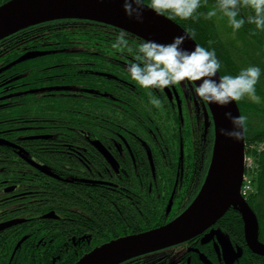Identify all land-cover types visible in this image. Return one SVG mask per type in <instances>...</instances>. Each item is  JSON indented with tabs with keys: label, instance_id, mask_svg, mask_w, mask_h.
I'll return each instance as SVG.
<instances>
[{
	"label": "flooded vegetation",
	"instance_id": "af4514ba",
	"mask_svg": "<svg viewBox=\"0 0 264 264\" xmlns=\"http://www.w3.org/2000/svg\"><path fill=\"white\" fill-rule=\"evenodd\" d=\"M8 1L10 0H0V6ZM82 22L87 24L91 21L79 19L48 21L45 22L48 24L40 23L42 25L32 32H16L0 41L1 119L6 120L12 116V114H8L13 109L12 104L25 101L36 104L40 102L67 104L69 105L68 113L72 114V118H79L82 121L87 118L85 109L88 108L89 104L111 105V109L114 111V115L109 118L93 117L96 118L94 123L92 119L88 120L86 129L74 134V139L77 138L74 143H69L64 139H54L52 133L40 134L37 129L35 134L24 135L23 129H10L4 124V130L1 129L0 134L10 135V137L6 139V137L0 136V140L14 145V147L5 146L11 151L12 156L15 155L28 164V167L30 166L31 177H25L26 171L24 169L17 170L16 176L13 175V177L0 176V179L3 180H0V225L15 219H22L24 222L38 221L42 223L45 221L47 224L33 226L32 231L28 234H23L22 229L15 231L13 227H11L13 229L8 228L0 231V264H29L30 261L35 264L38 262L43 264H74L83 255L102 244L120 237L137 234L114 237L115 235H112L110 231L105 234L103 230L94 231L95 228L85 224V221L92 223L93 220L88 213L86 202L76 192L80 191V193L86 194L87 191L85 190L88 187L90 189L97 188L100 190L99 194L111 192L114 199L118 203L121 201L122 207L133 215L128 222L131 227L135 226V215L138 214L142 218L144 216L142 211L149 207L153 199L160 198V192H164V185L160 181V176L157 175L158 161L144 138L151 136L152 131L143 127L140 131L146 134H141L142 137L134 131V127L130 125L121 126L119 120L120 118L131 119L133 117V112H130L132 108L128 104V97L134 93V80L129 76V72L121 73L124 68L128 69L129 64L119 59L117 49L102 48V35L91 34L99 36V38H94L97 47H93L91 38L82 37L76 31H72L74 28L84 26ZM59 28H64L66 31L58 32ZM40 29L43 30L40 31ZM46 29L52 31H46ZM88 45L91 48L86 47ZM110 51L115 54L113 58L107 57ZM104 52L106 58H103L105 57ZM30 53L41 55L16 62ZM87 56H90L92 62L84 64ZM129 58L133 60V55ZM129 58L126 57L128 61H132ZM7 67L15 72L10 71L12 73L6 74ZM57 67L61 68L57 69ZM169 70L176 81L174 85L177 88L179 83L175 71L177 74L180 72L177 68L173 70L169 67ZM26 71L32 72L31 78L24 76ZM184 83L188 84L186 81ZM151 86L160 95V91L157 90L160 87ZM184 86H179L178 89L184 92L182 95L184 99H179V102L180 105L182 102L185 105L186 125L192 127V123L195 122L196 125L192 127L190 134L199 135L200 138L198 141L192 139L191 143L194 146H190L188 143L184 148L182 147L184 152L182 165L179 156L180 145L178 144V160L175 165L176 172L171 191L177 188L181 177H184L183 166L186 165L187 159L192 163L194 170L192 167L190 171V167H188L187 177L180 181L183 183V188L175 202L176 205L172 201L170 212L172 218L170 220L178 216L197 195L206 175L213 144V127L210 117L207 128H204L205 104L194 95L193 87ZM166 90L165 93L164 91L161 92L169 103V107L165 109L166 113L168 110V115H170V112L176 107L177 99L169 100ZM27 93L31 94L28 96ZM120 101L123 104L126 101L127 105H122ZM192 109L196 114L193 113ZM201 123L202 131H200ZM197 130L199 132H196ZM40 140H46L49 143H33ZM28 141L33 144L28 145ZM76 141L81 144H77ZM92 142L100 143L113 160L112 164L103 157ZM20 150L27 151L31 159L27 155L26 157L22 156ZM166 150L167 147L163 146L162 159L166 158L164 154ZM40 154H47L54 159L62 157L64 160L57 161V163L65 164L67 167H64L63 172L51 171L38 159ZM30 162L35 165L32 166ZM5 167H7L6 163L0 164L1 174L6 173ZM254 169L256 170V165ZM13 172L15 173L16 170ZM181 173L182 176H180ZM21 174L24 178H21ZM28 183H33V185ZM34 183L40 185H34ZM126 183L132 187L133 191L126 190ZM59 184L74 190V192L65 193L67 199H73L72 202L56 201L53 197L55 192L50 197H43V193L47 189H54ZM168 203L169 201H166L165 206ZM116 210L117 213H120L118 206ZM19 212L22 216H15ZM9 214H14V217H10L12 215ZM23 223L19 225H23ZM79 226L80 230H77ZM74 227L76 228L70 230ZM211 230H219L235 251L240 250V257L232 264L249 263L250 257L245 255V247L247 248L245 241L244 244L238 242L236 238L229 236L217 224L189 242L170 248L177 250L176 254L179 255L178 259H172L171 263L203 264L199 257L202 255L211 264H225L216 236L213 235L208 241L203 242L204 236ZM27 237H31L29 239L30 245L34 249H38L39 255L37 257L36 253L31 254L33 251L31 249L24 253L20 251L21 245ZM20 240L24 241L20 243ZM259 242L264 244V239ZM8 246L10 247L9 251L7 250ZM247 250L255 255L248 248ZM164 251L151 254L159 255L162 264H166L169 255L167 256ZM255 256L264 260V256Z\"/></svg>",
	"mask_w": 264,
	"mask_h": 264
},
{
	"label": "trees",
	"instance_id": "16d2710c",
	"mask_svg": "<svg viewBox=\"0 0 264 264\" xmlns=\"http://www.w3.org/2000/svg\"><path fill=\"white\" fill-rule=\"evenodd\" d=\"M143 3L149 5L153 9L159 11L163 15L167 16L174 22H176L180 27H182L198 44L199 47L205 48L206 50H211L214 52L217 61L220 64V68L217 70L221 77L224 75H237L241 69L246 68L250 65H256L261 68V75L255 85L256 94L260 97L259 102L251 101L247 96L242 97L239 100H235L237 107L240 112V116H245L246 120L243 124L244 130V144L249 146L252 155L254 156V165H256V170L252 172L251 178V187L252 191L250 194L245 198L248 206L254 212L257 223H258V241L264 239V29H257L255 24L248 22V17L254 15V9H252L247 4L243 3V0H238L236 12L237 16L236 19H244V24L237 29L240 35V38L235 39L234 37H230L228 35H223L219 29V23L215 21L214 16L211 17L207 16V13L211 8H213L216 4L219 5V0H199V6L197 9L194 10L192 15L188 17H182L176 15L173 9V6L176 3V0H141ZM48 24V23H44ZM84 26L81 28H74L72 31H76V33L80 34L82 37L91 38L93 41V47H97L95 45L96 40L94 38H99V36H93L91 34H100L102 35V48H109V49H117L119 59L124 61L125 63L128 62L130 65L131 63L140 62L147 63V60H143L141 57H138V50L145 44L142 40L128 34L122 32L120 30L114 29L109 26H105L103 24H99L96 22H82ZM40 25H34L18 32H25V31H34ZM39 30V29H38ZM43 29H40L42 31ZM46 31H52L46 29ZM66 29L59 28L58 32H64ZM17 32V33H18ZM10 36V35H9ZM86 37V38H87ZM7 38V37H5ZM3 38V39H5ZM119 38V41H118ZM1 39V40H3ZM87 39V40H89ZM0 40V41H1ZM240 47H239V44ZM117 45L114 47L113 45ZM91 48L89 45L86 46ZM149 50H153L159 53L160 57H165L159 51L154 49L149 45ZM106 54L105 52L103 53ZM110 55V56H109ZM107 55L108 58H113L115 55L112 51L109 52ZM133 55V60L129 58V56ZM87 60L84 64L91 63L92 60L90 56H87ZM127 58L131 59L132 61H128ZM106 58V55L105 57ZM149 60L151 58H148ZM55 63V62H51ZM162 63L164 66L166 65L169 69L171 67L173 70L177 68L167 57L164 59H158L157 64ZM7 73L10 74L13 69H8ZM61 67H57L60 69ZM178 69V68H177ZM179 70V69H178ZM12 71V72H10ZM122 72H129L128 69H125ZM180 72V73H179ZM179 74L177 75V82L179 86L189 85L191 87L192 84L184 75V78L181 79L182 72L179 70ZM58 73V71H57ZM31 71L24 72L25 77L31 78ZM110 74V73H109ZM105 76V75H104ZM131 77V75H129ZM9 77V76H7ZM106 77V76H105ZM109 78V76H108ZM132 78V77H131ZM133 79V78H132ZM134 80V79H133ZM187 82L188 84L184 83ZM134 85V93L132 96L128 97V104L132 108L130 112H133V117L129 118H118L120 120L121 126H131L135 128V132L142 136L141 129L143 127H147L152 131L151 136L144 137L147 142L149 143L152 152L155 158L158 161L157 168L158 173L157 175L160 176V181L164 185V192H160L159 199H153L150 202L149 207L143 212V217L141 218L138 214L135 215V226L131 227L128 225V222L133 217L127 210L122 207V202L114 199V195L111 192H105L99 194L100 190L97 188L90 189L87 188L86 194L80 193V191L76 194L84 199L86 202V206L88 209L89 215L92 217V223L85 221L86 225H89L94 229V231L103 230L104 234L108 231L111 232L112 235L117 236H125L127 234L132 233H139L144 230H150L159 226L166 224L172 218L170 212L166 211L165 203L168 201V197L170 195L171 183H173L175 178L176 172V161L178 160L177 157V149L178 143H183L184 147L186 144L190 143V146H194L192 139L197 140L200 138L199 135H192L193 137H182L179 138L178 130H179V118L177 113L175 112L174 116L168 115V110L166 113L167 107H169V103L165 95L160 91V95L155 92L153 86L149 85L147 87L142 86L136 80L133 81ZM194 88V87H193ZM28 96L31 93H27ZM27 94H24L27 96ZM155 97L160 100V105L157 107L153 105L150 101ZM198 98V97H197ZM184 99V98H183ZM198 100H201L198 98ZM185 101H187L185 99ZM202 101V100H201ZM122 105H127V102L124 101ZM11 105V104H10ZM61 103H50V102H40L38 104L33 103L31 101H25L21 103L12 104L11 107L13 108L8 114H12L11 117L3 120L0 118V130H4V124H6L10 129L12 128H21L23 129L24 135H31L36 133V129L38 132L41 133H49L54 134V139H64L65 141H69V143H74L75 135L78 134L80 130H85L87 125L85 121H82L79 118H72L65 117L67 115H61L62 110H67L65 107L62 108ZM188 105V102H187ZM69 106V105H68ZM81 106V105H80ZM90 108H94V111L99 114L100 118H109L110 116L114 115V111L111 109V105L106 104H94L88 105ZM195 109V106H193ZM62 108V109H61ZM128 108V107H127ZM57 111V112H56ZM193 113L196 112L192 109ZM57 113V116L55 114ZM2 112L0 111V115ZM94 114V113H93ZM96 119V118H95ZM93 120V123L96 120ZM202 120V119H201ZM194 122V126H195ZM132 129V128H131ZM200 131H202V123L200 124ZM196 132H199L197 130ZM73 133V134H69ZM1 137L9 138L10 135L5 136L4 134H0ZM79 137V136H78ZM143 137V136H142ZM33 143H49V141H36ZM32 142L28 141L27 144H33ZM77 144H81L77 142ZM258 146V147H255ZM166 146L167 150L164 152L166 158L162 159L161 154L162 147ZM259 148H263L260 150ZM22 156L31 159L29 153L27 151L22 150ZM38 158L44 165L54 172H63L62 170L64 167H67L65 164H59L57 161L64 160L62 157H58V159H54L47 154H40ZM184 159V157H183ZM7 164L6 173L1 175H6L8 177L16 176L17 170L24 169L26 171V178L31 177L30 166L26 164L24 161L18 159L15 155L12 156L11 151L5 146L0 144V164ZM184 165L183 176L181 180L183 181L187 176V168L190 167V171L192 170V163L187 159V162ZM182 165V161H181ZM100 167V166H98ZM73 168V167H72ZM16 170L14 173L13 171ZM194 170V167H193ZM182 176V173L181 175ZM21 178H24L21 174ZM180 180V181H181ZM178 182L176 191L177 197L175 196L174 204L176 205V200L183 188V183ZM186 182V181H185ZM33 185V183H28ZM34 185H40L34 183ZM97 187V186H96ZM127 191H133L132 187L125 184ZM137 187V185H136ZM58 190V191H57ZM94 190V191H93ZM74 192L73 189L66 188V186L59 184V186H55L54 189H47L45 193H43V197H50L53 195L56 201L59 202H72L73 199H67L65 193ZM57 193V194H56ZM63 194V195H62ZM65 196V197H64ZM174 205V206H175ZM118 206L120 213H117L116 207ZM176 207V206H175ZM178 209V208H177ZM174 210V209H173ZM40 211V210H39ZM19 214V215H18ZM15 214V216H22L20 212ZM10 217H14V214ZM24 217V216H23ZM39 224H47V222L39 223L38 221L33 222H24L23 225H16L13 228L16 230L22 229L23 234H28L32 231L33 226ZM217 226H220L222 229L226 231L229 236H233L244 244L243 238V224L240 218L239 213L235 209H229L222 218L217 221ZM11 228V229H13ZM70 228V230L75 229ZM77 230H80V226L77 227ZM44 232V231H43ZM31 237L24 238L26 239L25 242L21 245L20 251L22 253L27 252L28 249H31V254L38 253V249H34L33 246L30 245ZM108 239V238H105ZM21 241V240H20ZM24 241V240H23ZM105 241V240H104ZM7 250H10V247H7ZM245 255L249 258L248 264H264V260L252 255L247 248L245 247ZM31 256V255H30ZM193 257V255H191ZM159 259V260H158ZM193 259V258H191ZM158 260V261H157ZM170 261V262H169ZM173 261V260H172ZM29 264H35L33 262H29ZM37 264V263H36ZM38 264H43L42 262H38ZM48 264V263H46ZM73 264V263H67ZM123 264H162L159 255L148 254L145 256L137 257L131 259ZM166 264H172L171 259L168 258Z\"/></svg>",
	"mask_w": 264,
	"mask_h": 264
},
{
	"label": "water",
	"instance_id": "95a60500",
	"mask_svg": "<svg viewBox=\"0 0 264 264\" xmlns=\"http://www.w3.org/2000/svg\"><path fill=\"white\" fill-rule=\"evenodd\" d=\"M62 19L87 20L112 27L147 44L151 42L149 45L165 57L167 46L173 44L174 38L183 37L178 46L179 53L168 58L182 73H185V68L178 62L182 59V53H190L199 47L176 22L141 0H10L0 6V40L30 26ZM39 55L26 54L16 62ZM184 75L194 88L201 82ZM212 78L218 80L221 76L217 71ZM202 101L205 104L204 128H207L210 117L213 144L206 175L192 202L166 224L102 244L74 264H123L137 257L176 247L209 230L229 209H235L240 215L247 248L255 255L264 256V244L258 241L256 216L240 195L244 172L243 125L234 126L231 118L225 115L240 116L239 109L235 100L226 105ZM232 132L238 133V138L229 135ZM0 144L14 147L4 140H0ZM92 144L110 164L113 163L99 142ZM30 164L35 165L33 162ZM171 203L170 200L168 204ZM23 222L22 219L7 221L0 225V231ZM213 235L221 247L225 264H232L240 257V250L235 251L219 230H211L204 236L203 242ZM199 257L203 264H211L204 256Z\"/></svg>",
	"mask_w": 264,
	"mask_h": 264
},
{
	"label": "clouds",
	"instance_id": "9594fccd",
	"mask_svg": "<svg viewBox=\"0 0 264 264\" xmlns=\"http://www.w3.org/2000/svg\"><path fill=\"white\" fill-rule=\"evenodd\" d=\"M238 0H219V8L222 9L225 15L229 18V22L234 30L239 29L244 24V19H236ZM243 3L254 9V15L249 16L248 22L255 24L257 29H264V0H243ZM199 6V0H176L173 6L176 15L182 17L190 16ZM214 11H209L207 16L214 15ZM119 41V38H118ZM183 37H175L172 45L167 46V54L173 56L179 53L178 46L182 43ZM151 42H149L150 44ZM149 44L143 45L138 50V57L147 60V63L137 62L131 63L128 66V71L131 77L144 87L156 85L162 87L175 82V79H169L166 71H163L164 65L157 64L160 59L158 52L149 50ZM116 47L117 45H113ZM148 58H151L150 60ZM182 63L185 72L190 79L201 80L200 84L194 88V95L201 100H206L210 103L226 105L232 100H239L247 96L253 102H259L260 97L256 94L255 85L261 75V68L256 65H250L240 70L235 75H224L223 77L213 79L215 73L220 68L215 54L211 50H206L202 47H197L190 53H182V59L178 61ZM204 77V79H201ZM184 78L182 74L181 79ZM153 105L159 106L160 100L153 97L150 101ZM226 116L231 118L234 126L243 125L245 116H231L226 113ZM229 135L236 136L238 133L232 132Z\"/></svg>",
	"mask_w": 264,
	"mask_h": 264
},
{
	"label": "rangeland",
	"instance_id": "374dc122",
	"mask_svg": "<svg viewBox=\"0 0 264 264\" xmlns=\"http://www.w3.org/2000/svg\"><path fill=\"white\" fill-rule=\"evenodd\" d=\"M209 11H214V19L216 22L219 23V29H220V32L223 34V35H228L230 37H234L235 39H238L240 38V35H239V32L238 30H234L233 27L231 26L230 22H229V18L225 15L224 11L222 9L219 8V5L216 4L213 8H211ZM192 15V14H191ZM239 44V43H238ZM239 47H240V44H239ZM163 71H166L167 73V76L169 79H173V76H172V73L171 71L168 69V67L165 65L164 68L162 69ZM176 83V81L174 83H171V84H168V85H165V86H162L159 88L160 91H164L165 93V90L167 91L166 94H167V97L169 100H172L173 98L176 100V107L174 108V110L171 112V116H174L175 115V112L177 113L178 115V118H179V130H178V136L179 138H181V141H182V137H193L191 136L190 132L192 130V127H194V123H192V127L189 125L187 126L186 123H187V120L185 118V114L184 112L186 111L185 110V105L184 103L182 102L181 105H180V102H179V99H183V93L184 92H181L178 87L176 88V85H174ZM185 85V84H184ZM185 89V86L183 87ZM172 97V98H171ZM185 98H186V95H185ZM66 108L67 110H62L61 112V115H67L65 117H69L70 119H72V114H69L68 113V109H69V106L68 105H62V108ZM61 108V109H62ZM57 112V111H56ZM94 113V114H93ZM85 115H87V118L84 119L85 123L92 119L94 120L93 117H98L99 114H97L95 111H94V108H86L85 109ZM55 116H57V113L55 114ZM85 117V116H84ZM77 119V118H76ZM180 145V151H179V156H180V161H182L183 159V154L184 152L182 151V147L184 148L183 146V143L179 142L178 143ZM260 146V145H258ZM255 145V147H258ZM261 147V146H260ZM260 150H263V148H259ZM1 180V179H0ZM3 181V180H1ZM175 184V183H174ZM171 186L172 183H171ZM170 196H169V199L168 201H174L175 200V196L177 195V191L176 189H173L171 191L170 189ZM177 197V196H176ZM172 204L173 202L170 204H166V211L168 212H171V207H172ZM23 240H21L20 243H22ZM19 243V244H20ZM164 253L168 256L169 255V259H174V260H177L179 255L176 254L177 253V250L175 249H166L164 251ZM170 262V261H169Z\"/></svg>",
	"mask_w": 264,
	"mask_h": 264
},
{
	"label": "built area",
	"instance_id": "2783aa9c",
	"mask_svg": "<svg viewBox=\"0 0 264 264\" xmlns=\"http://www.w3.org/2000/svg\"><path fill=\"white\" fill-rule=\"evenodd\" d=\"M247 150L250 151V148L249 147H246ZM244 165H245V174L243 176V179H242V185H241V188H240V194L242 197L246 198L250 192L252 191V188H251V178H250V175L249 173L252 172V167H253V164H252V157L247 155L244 159Z\"/></svg>",
	"mask_w": 264,
	"mask_h": 264
},
{
	"label": "snow or ice",
	"instance_id": "6c2138e0",
	"mask_svg": "<svg viewBox=\"0 0 264 264\" xmlns=\"http://www.w3.org/2000/svg\"><path fill=\"white\" fill-rule=\"evenodd\" d=\"M161 59H164L165 57H160ZM167 58H171V54L169 53V54H167ZM182 74H186V72L185 73H182Z\"/></svg>",
	"mask_w": 264,
	"mask_h": 264
},
{
	"label": "bare ground",
	"instance_id": "6f19581e",
	"mask_svg": "<svg viewBox=\"0 0 264 264\" xmlns=\"http://www.w3.org/2000/svg\"><path fill=\"white\" fill-rule=\"evenodd\" d=\"M254 171V170H253Z\"/></svg>",
	"mask_w": 264,
	"mask_h": 264
}]
</instances>
